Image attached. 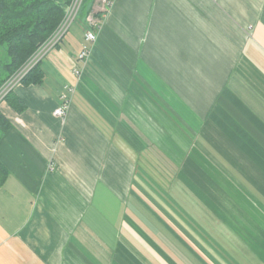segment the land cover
<instances>
[{
  "label": "crops",
  "instance_id": "0c3cea01",
  "mask_svg": "<svg viewBox=\"0 0 264 264\" xmlns=\"http://www.w3.org/2000/svg\"><path fill=\"white\" fill-rule=\"evenodd\" d=\"M91 11L0 102V264H264V0Z\"/></svg>",
  "mask_w": 264,
  "mask_h": 264
},
{
  "label": "trees",
  "instance_id": "16d2710c",
  "mask_svg": "<svg viewBox=\"0 0 264 264\" xmlns=\"http://www.w3.org/2000/svg\"><path fill=\"white\" fill-rule=\"evenodd\" d=\"M94 1L84 0L81 12H89ZM70 3L71 0H0V88L53 36ZM43 74L37 62L24 74L20 83H42ZM4 100L18 112L25 109V104L11 90ZM10 126V121L0 111V140ZM7 174V168L0 159V185Z\"/></svg>",
  "mask_w": 264,
  "mask_h": 264
},
{
  "label": "built area",
  "instance_id": "2783aa9c",
  "mask_svg": "<svg viewBox=\"0 0 264 264\" xmlns=\"http://www.w3.org/2000/svg\"><path fill=\"white\" fill-rule=\"evenodd\" d=\"M97 1H100L102 3V7L100 8L101 10L100 13L106 11L107 6L110 5V3L112 2V0H95L94 2L97 3ZM82 2L83 0H71V3L67 8L65 18L63 19L62 23L57 28L53 36L38 49V51L30 58V60L10 80H8L3 86H1L0 102L4 100L5 95L12 89L13 85L18 83L20 79L24 76V74L33 65H35L47 53V51L50 48L54 47L56 43L61 39L62 35L68 29L73 18L77 16V14L79 13ZM93 12L94 10L91 11V14ZM91 18L90 21L92 24H96L98 22L97 18H93V17ZM94 40H95V34L92 31H87L84 36V42L82 44L81 51L77 56L78 61H83L87 57L89 53V45L90 43L94 42ZM73 72L75 75L79 76V70L76 65L73 66ZM64 88L65 90L60 95L61 103L56 107L54 111L55 115L57 116L65 115L69 104L70 94L73 91V88L70 85H65Z\"/></svg>",
  "mask_w": 264,
  "mask_h": 264
},
{
  "label": "rangeland",
  "instance_id": "374dc122",
  "mask_svg": "<svg viewBox=\"0 0 264 264\" xmlns=\"http://www.w3.org/2000/svg\"><path fill=\"white\" fill-rule=\"evenodd\" d=\"M83 1H84V0H83ZM82 5H83V2H82ZM82 5L80 6L81 8H82ZM92 6H93V7L91 8V10H94V12H93L94 15H96L97 13H100V12H101L100 8L102 7V3H101L100 1H97V3L93 2ZM81 8H80V11H81ZM104 12H105V11H104ZM104 12H103V13H104ZM75 17H76V16H75ZM75 17H74V18H75ZM74 18H73V19H74ZM72 22H73V20H72ZM72 22L70 23V25L72 24ZM70 25H69V26H70ZM29 60H30V59H29ZM29 60H28V61H29ZM13 76H14V75H13ZM13 76H12V77H13ZM12 77H11V78H12ZM11 78H10V79H11ZM10 79H9V80H10ZM19 82H20V81H19Z\"/></svg>",
  "mask_w": 264,
  "mask_h": 264
}]
</instances>
